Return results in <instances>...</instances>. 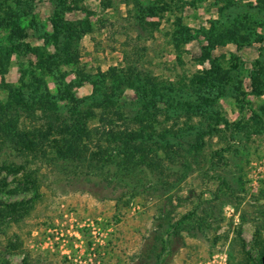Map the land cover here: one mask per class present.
Here are the masks:
<instances>
[{"label":"rangeland","instance_id":"374dc122","mask_svg":"<svg viewBox=\"0 0 264 264\" xmlns=\"http://www.w3.org/2000/svg\"><path fill=\"white\" fill-rule=\"evenodd\" d=\"M102 2L0 0V264H264V0ZM84 18L75 44L54 38L52 19ZM129 65L118 130L151 139L128 166L113 143L92 160L93 141L85 160L18 145L37 104L67 114ZM53 226L63 246H38Z\"/></svg>","mask_w":264,"mask_h":264},{"label":"trees","instance_id":"16d2710c","mask_svg":"<svg viewBox=\"0 0 264 264\" xmlns=\"http://www.w3.org/2000/svg\"><path fill=\"white\" fill-rule=\"evenodd\" d=\"M102 3L103 2L101 0V4ZM136 5H138V7L142 9L139 1H136ZM102 6L107 7L108 3H103ZM138 14L139 13H136V16L137 20L140 23L142 21L138 18ZM8 21H12L14 25L19 24H16L13 19ZM51 22L54 31V38H68V41H73L72 45L75 44V41L81 35H84L89 31L87 28V18H84L82 20L69 21L68 25L63 26L56 24L54 19H52ZM61 31V37H59ZM72 45L69 43L63 46L64 51L62 54H65L64 56L67 57L69 62L77 61L78 57L75 53L76 48ZM58 56L61 58L60 54H58L57 52V57ZM139 73L140 72L134 73L135 79L137 78V76H139ZM99 74L105 80L107 77H109L110 79H112V82L107 84L104 80L105 84L103 83V85L98 88L97 85L94 84L93 81H91L93 84V89L89 95H86L84 97H75L73 93H70V95L67 97L70 103L67 114L59 113L57 111L54 99L49 100L47 98L49 102L43 103V100H41V97L39 96L40 98L37 99H39L40 102L38 103H42L37 104V106L33 108V112H35V108L39 107V110H37L39 114H36V112H32L33 114H31V118L35 117V124L32 129H26V136L27 134H30L32 137H20L22 141L19 140L18 145L23 147V141H25L30 145L32 151H36L37 149L39 153H42V156H44L43 146L44 143L48 141L46 142L48 147H60L62 155L69 157L71 160H76L75 157H78L80 155L83 157V160H85L86 156L82 152L85 151V149H88V143L93 141L91 142L92 145H89L93 150L90 151V154L87 158L88 160H92L93 157L96 159L103 157L104 149L107 148V146H104L105 143H113L116 145L115 149H118L117 154L126 152L131 148V150L128 151L129 153H126V158H124V160L121 162L124 164V167L128 166L129 162L127 160L128 158L132 157L131 155H133V151H137L138 153H140V155H143V151H140L139 149L141 145L149 144L150 142L148 141L151 138L145 137L141 140H136L138 136L135 134H131L129 131H127L128 129L118 130L119 125L117 124L116 120L117 118L126 120L129 117H123L122 115H120V110L117 106V101L114 100V97L115 89L121 90L123 85H131V81L129 80L133 79V76L131 75L133 74L132 66L129 65L126 69H119L112 66L109 67L106 71H99ZM140 74L143 76V73ZM123 75L124 79H122ZM144 79L145 83L148 84L147 75H144ZM132 82L135 83V80H133ZM39 88H41V86L38 83H35L32 90L35 89V91H37V89ZM145 89L146 84H143L142 90ZM47 94L48 90L46 89L45 91H43L44 97H47ZM28 97H31L30 93L26 96L25 100H27ZM90 117H96V124L92 127H89L87 125L88 119ZM0 132L2 133V131ZM143 136L144 135L142 134L139 137ZM78 144H81L80 148L77 147ZM125 159L127 164L124 163ZM22 168L24 167L21 165L11 164L7 167V170L9 172L15 173ZM28 172L31 173V171L29 170ZM29 173L24 175V178L26 180L25 182L27 183L31 182V179L29 178L30 176L28 175ZM27 186L28 185L24 184L23 189H27ZM17 213L18 216L22 215L20 214V210H18Z\"/></svg>","mask_w":264,"mask_h":264},{"label":"built area","instance_id":"2783aa9c","mask_svg":"<svg viewBox=\"0 0 264 264\" xmlns=\"http://www.w3.org/2000/svg\"><path fill=\"white\" fill-rule=\"evenodd\" d=\"M47 233L48 234H46L43 238H40V241L37 244L38 246L42 245V247H50L52 249L63 246L66 240L65 234L61 228L53 226L48 228ZM35 234H37V232H35Z\"/></svg>","mask_w":264,"mask_h":264},{"label":"crops","instance_id":"0c3cea01","mask_svg":"<svg viewBox=\"0 0 264 264\" xmlns=\"http://www.w3.org/2000/svg\"><path fill=\"white\" fill-rule=\"evenodd\" d=\"M114 64V63H113Z\"/></svg>","mask_w":264,"mask_h":264}]
</instances>
